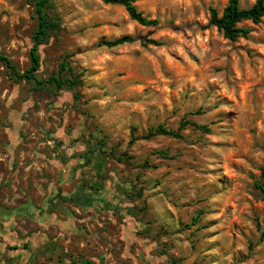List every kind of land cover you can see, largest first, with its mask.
<instances>
[{"label": "rangeland", "instance_id": "obj_1", "mask_svg": "<svg viewBox=\"0 0 264 264\" xmlns=\"http://www.w3.org/2000/svg\"><path fill=\"white\" fill-rule=\"evenodd\" d=\"M53 1L62 24L37 79L69 57L82 84L15 81L0 63V264H264V19L230 41L210 25L229 0H137L156 27L101 0ZM35 26L31 0H0V55L21 72ZM123 36L137 41L102 44ZM182 120L211 132L144 138ZM32 202L21 220L7 211Z\"/></svg>", "mask_w": 264, "mask_h": 264}, {"label": "trees", "instance_id": "obj_2", "mask_svg": "<svg viewBox=\"0 0 264 264\" xmlns=\"http://www.w3.org/2000/svg\"><path fill=\"white\" fill-rule=\"evenodd\" d=\"M107 5H119L126 9L130 18L133 21L141 24L145 27H156L159 25L157 19L151 20L143 15L136 8L137 0H101ZM31 4L34 7L36 26L32 34L33 46L30 51V66L23 72L6 56L0 55V63L6 66L9 77L15 81H34L38 86L50 85L59 90L69 89L75 91L81 84V76L77 74L68 61L69 57H66L59 66L58 73L52 74L49 78L39 81L37 74L41 69V55L39 49L45 45L52 37L53 33L60 30L62 20L56 10V6L53 0H31ZM264 19V0H257V2L251 8H242L240 6V0H229L228 5L224 8L222 14L217 9H211L210 25L218 28L222 32L225 39L230 41H236L238 38H248L252 32L247 27H241L244 22H251L253 24H260ZM137 40L131 36H123L112 41H103V45L108 48H115L118 46H124L133 44ZM143 46H159L161 43L152 39H143L141 41ZM68 77L64 78L65 74ZM192 126L204 133L211 132L208 126L199 125L193 121L182 120L178 130L175 132L158 126L151 128L148 134L144 137L146 140H150L157 136H168L176 139L184 140L185 136L182 131ZM136 142V138L133 136L131 144ZM162 155H166L165 152H160ZM120 161L121 158L117 157ZM256 188L260 191L261 197L264 201V174L263 179L256 183ZM90 195H88L89 197ZM198 221V218L195 219ZM264 236V233H263Z\"/></svg>", "mask_w": 264, "mask_h": 264}, {"label": "crops", "instance_id": "obj_3", "mask_svg": "<svg viewBox=\"0 0 264 264\" xmlns=\"http://www.w3.org/2000/svg\"><path fill=\"white\" fill-rule=\"evenodd\" d=\"M65 198V197H64ZM52 199V198H51ZM49 200V195L45 198L44 197V199H43V201L41 202V203H39L38 204V207H41L40 209H39V212H38V216L41 218V219H37L39 222H41V223H44V225H46V226H48V224H47V220H49L51 223H52V221L51 220H53L52 218L54 217V219H55V217L57 218L58 216H59V214H58V216H57V214L54 212V211H51V210H48V209H46V206L48 205V206H51V204L52 203H54L55 201H53V200ZM48 200V201H47ZM45 201H47V202H50V204H47L46 205V203L44 204V202ZM33 204H31V203H25V204H22V205H15V206H12L10 209H8L7 211L10 213V214H13V215H16V217L15 218H13L14 220H21V217H18V215H22V216H29L30 215V213L29 212H31V210H32V208L34 207V202H32ZM57 202H55V204H56ZM0 208H3V207H0ZM2 209H0V211H1ZM6 211V212H7ZM5 212V211H4ZM12 216V215H11ZM61 216V215H60ZM7 216H6V214L5 213H1L0 212V222L1 221H3L5 218H6ZM10 217V216H9ZM63 222H64V219L62 220ZM46 222V223H45ZM43 225V224H42ZM45 226V227H46ZM16 260V261H15ZM12 264H18L17 263V259H13V261H12Z\"/></svg>", "mask_w": 264, "mask_h": 264}]
</instances>
